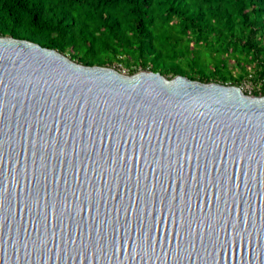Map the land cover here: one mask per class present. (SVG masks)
Returning <instances> with one entry per match:
<instances>
[{
	"label": "water",
	"instance_id": "water-1",
	"mask_svg": "<svg viewBox=\"0 0 264 264\" xmlns=\"http://www.w3.org/2000/svg\"><path fill=\"white\" fill-rule=\"evenodd\" d=\"M0 264H264V94L0 34Z\"/></svg>",
	"mask_w": 264,
	"mask_h": 264
},
{
	"label": "trees",
	"instance_id": "trees-1",
	"mask_svg": "<svg viewBox=\"0 0 264 264\" xmlns=\"http://www.w3.org/2000/svg\"><path fill=\"white\" fill-rule=\"evenodd\" d=\"M0 34L84 64L119 61L129 74L237 85L264 77V0H0Z\"/></svg>",
	"mask_w": 264,
	"mask_h": 264
},
{
	"label": "rangeland",
	"instance_id": "rangeland-1",
	"mask_svg": "<svg viewBox=\"0 0 264 264\" xmlns=\"http://www.w3.org/2000/svg\"><path fill=\"white\" fill-rule=\"evenodd\" d=\"M124 64H126V63H124ZM113 66L116 67L117 69L121 70L122 72H125V73H128L129 74V68L126 67V66H124L123 63H121L119 61H115L114 64H113ZM239 70H240L239 67H235V69H233V72L236 74V73L239 72ZM246 83H249L250 85H254L255 84L254 82L252 83L249 80L243 81L242 84H243L244 87H246ZM248 92H249V90H248Z\"/></svg>",
	"mask_w": 264,
	"mask_h": 264
},
{
	"label": "built area",
	"instance_id": "built-area-1",
	"mask_svg": "<svg viewBox=\"0 0 264 264\" xmlns=\"http://www.w3.org/2000/svg\"><path fill=\"white\" fill-rule=\"evenodd\" d=\"M247 80H249L250 82H254L253 80H251V79H246V80H244V81H247ZM255 84L254 85H250L249 83H246V87H244L243 86V84H241L240 86L246 91V92H248V90H249V92L252 94V90L254 89V88H256V89H261L262 88V86L264 85V77L263 78H261L257 83L256 82H254ZM248 92V93H249Z\"/></svg>",
	"mask_w": 264,
	"mask_h": 264
}]
</instances>
